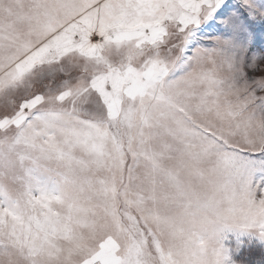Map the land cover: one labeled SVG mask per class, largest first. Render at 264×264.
<instances>
[{
    "label": "snow or ice",
    "instance_id": "snow-or-ice-1",
    "mask_svg": "<svg viewBox=\"0 0 264 264\" xmlns=\"http://www.w3.org/2000/svg\"><path fill=\"white\" fill-rule=\"evenodd\" d=\"M0 8V264H264V0Z\"/></svg>",
    "mask_w": 264,
    "mask_h": 264
},
{
    "label": "rangeland",
    "instance_id": "rangeland-1",
    "mask_svg": "<svg viewBox=\"0 0 264 264\" xmlns=\"http://www.w3.org/2000/svg\"><path fill=\"white\" fill-rule=\"evenodd\" d=\"M4 4L11 5L12 15H14L16 11L17 0H0V5H4ZM8 16H9V13L3 11L2 8H0V19H4L5 17H8Z\"/></svg>",
    "mask_w": 264,
    "mask_h": 264
}]
</instances>
